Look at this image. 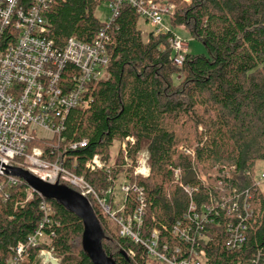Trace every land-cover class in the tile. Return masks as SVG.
<instances>
[{
    "label": "trees",
    "instance_id": "16d2710c",
    "mask_svg": "<svg viewBox=\"0 0 264 264\" xmlns=\"http://www.w3.org/2000/svg\"><path fill=\"white\" fill-rule=\"evenodd\" d=\"M108 1L55 3L48 15L50 37L60 47L70 38L92 42L105 27L96 12ZM189 1L170 18L169 33L150 34L147 42L136 10L123 5L109 32L113 39L109 79L92 84L94 100L88 109L70 112L64 147L58 151L57 141L31 146L44 149L50 158L64 156L69 144L87 141L85 149L66 154L78 159L75 173L85 176L101 198L117 186L122 174L143 189L147 208L140 238L148 241L159 229L160 251L167 257L182 260L195 248L205 252L206 264H264V195L253 176L257 164L264 162V0ZM174 29L200 40L208 56L188 52L183 66L177 67L171 44ZM128 137L135 139L129 153L134 164L139 152L149 153L148 178L135 176L133 168L122 166L120 157L113 158L111 148ZM94 155L112 165L109 173L83 169ZM176 169L181 170L182 183L195 189L192 197L176 183ZM0 186V264H8L18 244L42 224L52 243L35 248L33 261L48 249L59 264H93L83 249L80 218L36 192L29 199L30 188L22 180L11 185L0 177ZM237 196L241 202L248 198L252 213L247 215L241 206L239 219L227 211H212L214 223L203 228L209 237L206 243L195 239L187 244L172 235L182 223L195 237L198 224L186 219L192 201L201 213L215 200ZM112 199L113 195L111 203ZM43 203L49 208L47 217ZM90 203L106 235V254L117 264H150L147 248L121 237L118 224L104 215L95 199ZM137 204L136 196H130L123 215ZM239 222L246 226L245 241L229 247V226ZM177 246L180 253L175 252ZM131 250L134 256L128 255Z\"/></svg>",
    "mask_w": 264,
    "mask_h": 264
},
{
    "label": "built area",
    "instance_id": "2783aa9c",
    "mask_svg": "<svg viewBox=\"0 0 264 264\" xmlns=\"http://www.w3.org/2000/svg\"><path fill=\"white\" fill-rule=\"evenodd\" d=\"M64 1L0 0V177L6 178L11 185H17L21 179L8 173L7 168L18 167L50 184L66 185L89 201L90 198L95 199L104 215L118 224L120 236L143 244L151 260L155 259L162 264H206L205 252H198L195 248H191L189 256L182 260H177L175 256L167 257L160 251L159 229H154L148 241L140 238L139 231L147 208L146 195L143 189L133 186L126 175L122 174L117 186L109 189L106 196L101 198L85 176L75 173L79 166L78 159L74 156L67 158L66 154L69 150L85 149L87 141L69 144L65 147L64 156L50 158L44 149L31 146L36 141H57L58 151L64 147V132L70 112L74 109H88L94 100L92 84L109 79L110 48L113 44L109 32L123 5L134 8L139 17L153 27L154 35L171 31L165 22L170 21L177 9L176 4L169 0H109L107 5L110 15L104 22L105 27L92 42L70 38L60 47L50 37L51 23L48 15L55 3ZM171 44L175 53L174 64L182 67L188 45L177 34ZM134 145L133 137L115 143L111 148L113 158L120 157L122 166L133 168L135 176L148 178L151 174L149 153L147 150L139 152L134 164L129 154ZM111 166L101 155H94L86 161L83 169L91 173H109ZM174 172L176 183L183 186L192 197L195 189L182 183L180 169ZM258 179L255 181L260 186ZM117 188L119 194L116 193ZM33 192L30 189L29 194L32 196ZM234 193L237 194V191ZM111 195L112 203L109 201ZM134 195L138 203L136 208L132 213L123 215L127 200ZM241 206L247 215L252 213L248 198L241 202L240 196L235 199L223 197L221 202L215 200L213 207L201 213L197 212L192 201L186 219L198 224L195 237L190 227L182 223L174 227L172 235L187 244L195 242V239L206 243L209 237L203 228L214 223L211 212L220 209L242 219ZM42 210L47 217V203L42 204ZM228 231L229 247L243 244L246 231L243 223L239 222L236 227L230 225ZM51 243L52 237L42 224L25 243L18 244L8 264H51L53 259L59 263L48 249L41 251L38 262L31 258L35 248L48 247ZM164 250H167L166 246ZM175 252L180 253L181 248L175 247ZM128 255L134 256V252L131 250Z\"/></svg>",
    "mask_w": 264,
    "mask_h": 264
},
{
    "label": "water",
    "instance_id": "95a60500",
    "mask_svg": "<svg viewBox=\"0 0 264 264\" xmlns=\"http://www.w3.org/2000/svg\"><path fill=\"white\" fill-rule=\"evenodd\" d=\"M7 172L21 179L46 201L56 202L83 221V249L93 264H117L103 248L106 235L89 199L66 185L45 182L22 168L8 167ZM51 264L59 263L53 259Z\"/></svg>",
    "mask_w": 264,
    "mask_h": 264
},
{
    "label": "rangeland",
    "instance_id": "374dc122",
    "mask_svg": "<svg viewBox=\"0 0 264 264\" xmlns=\"http://www.w3.org/2000/svg\"><path fill=\"white\" fill-rule=\"evenodd\" d=\"M176 4V7H178L182 3H189V0H169ZM110 15V10L108 8L107 3H104L102 6H100L96 12V17L101 21L105 22L107 21V18ZM165 26L172 29V26L170 24V21L167 20L165 22ZM139 29L143 33V37L145 41L147 42L149 39V35L153 33L154 29L149 24H146L143 19L139 20ZM175 33L185 41V43L188 45V52L192 55H205L208 56V51L205 47V45L198 39H195L191 34H189L184 29H174ZM178 80H180V77H178ZM202 130V129H201ZM200 130V131H201ZM145 150V149H144ZM115 151V149H113ZM146 151V150H145ZM254 179H258L260 181V190L264 195V162H259L256 166L255 173H253ZM257 181V182H259ZM116 193L119 194V188L116 189ZM33 195V194H32ZM31 195H29V199H31ZM121 197V195H120ZM150 264H162L161 262H158L155 259H152L150 261Z\"/></svg>",
    "mask_w": 264,
    "mask_h": 264
}]
</instances>
